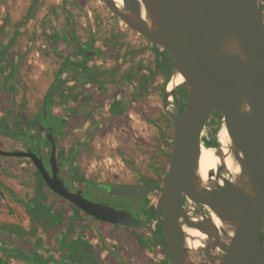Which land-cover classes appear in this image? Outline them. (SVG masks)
<instances>
[{
  "label": "water",
  "instance_id": "water-1",
  "mask_svg": "<svg viewBox=\"0 0 264 264\" xmlns=\"http://www.w3.org/2000/svg\"><path fill=\"white\" fill-rule=\"evenodd\" d=\"M101 1L133 32L164 48L174 64L172 78L176 74L184 78L171 90L169 79L162 97L164 113L173 123V143L155 204L154 220L161 236L152 223L132 211L71 190L60 176L57 143L49 127L47 158L30 147L0 148V155L29 159L52 192L91 218L148 230L171 264H264V11L260 0ZM181 84L187 90L182 109L177 101L176 108L172 104ZM47 104L45 100L44 114ZM215 115L228 132L229 151L239 166L236 173L227 168L218 133L220 145H205L204 133ZM203 146L214 148L220 158L207 181L200 175ZM105 187L110 196L142 199L156 185ZM184 225L206 236L201 247L194 250L188 245Z\"/></svg>",
  "mask_w": 264,
  "mask_h": 264
},
{
  "label": "rangeland",
  "instance_id": "rangeland-1",
  "mask_svg": "<svg viewBox=\"0 0 264 264\" xmlns=\"http://www.w3.org/2000/svg\"><path fill=\"white\" fill-rule=\"evenodd\" d=\"M34 1L0 0V53H4L6 61L9 62L6 72L0 65V81H3L2 76H4L6 85L13 89L8 92L7 99L2 97L0 100V124L2 121H6L7 124L31 121L38 117L45 90L48 89L61 62V54L66 56L72 52L75 37L82 41H89L91 38L105 40L117 33V29L123 27L126 32L132 33L130 40L141 50L139 54H136L139 56L136 61L130 63L132 67L140 63L152 71L155 70L157 57L154 45L129 29L109 11L101 0H38L35 15L29 16L28 11ZM260 2L264 9V0ZM108 50L111 58L115 55L118 57L125 55L124 52L121 54L117 46L111 45ZM101 58L98 59L103 60L104 64L108 62L109 58ZM11 66L15 67L14 73L9 71L8 67ZM113 75L116 78L119 76L118 73ZM173 75L174 66L169 79ZM120 88L128 95L130 89L128 82ZM185 88V84L176 88L172 98L174 108L177 106L175 101L180 109L184 107L187 97H182L181 91ZM162 89L163 82H158L155 90L137 103L139 112L133 113L131 117L126 113L106 123L107 118L103 121L104 127L100 125L99 129V126L94 128L93 125L92 133L88 135L89 142L74 155L69 152L78 139L72 134H66L63 130L64 133L59 134L58 139L62 175L68 178L67 174L71 171L68 165L70 160L74 163L73 167L78 177H83L82 182H88L89 186H95V183L134 184L146 180L158 181L162 185L172 149V142L169 141L170 126L162 107L164 93ZM75 91L72 93L73 98ZM84 99L80 97L78 103L74 104L79 112H82ZM94 100L86 102L91 105ZM221 127V117L215 115L205 130L204 140L217 138ZM93 130L97 132L94 133ZM8 131L12 132V130ZM43 134L44 131L33 135V142L28 144L32 147L37 145L35 149H39L40 139L45 141ZM25 147L23 142L0 132V148L25 150ZM45 147L47 151L50 149L48 143ZM167 155H169L168 158ZM26 159L0 155V226L8 227L6 230L0 229V240H5L7 243L9 241L22 243L23 238L20 241L17 237L11 236L10 232L13 229L17 232L29 233L34 237V244L39 245L41 237L53 239L51 237L53 231L46 232L45 237L42 232L43 229L46 231L47 228L54 229L55 224L53 218L44 210L40 216L41 222L34 219L33 214L35 210L37 211L42 192L37 188L35 169L27 166L30 162ZM66 178L64 180L67 183ZM70 181L68 182L71 183ZM68 186L73 189L70 185ZM96 187L97 191H102L100 185ZM84 195L118 208L132 210L130 207L137 206L139 214L136 211L134 213L133 210L132 212L138 216H141L143 209L140 207H143L145 203L143 198L131 199L108 194L105 198L97 197L103 196L102 192L92 196L84 191ZM152 195V200H156L158 193L155 192ZM137 231L139 233L141 231L144 237L149 238L148 234L141 229ZM22 246L24 254L36 251L27 240L24 244L22 243ZM95 260H98V257ZM4 263L32 264L27 259L15 257L0 249V264Z\"/></svg>",
  "mask_w": 264,
  "mask_h": 264
},
{
  "label": "trees",
  "instance_id": "trees-1",
  "mask_svg": "<svg viewBox=\"0 0 264 264\" xmlns=\"http://www.w3.org/2000/svg\"><path fill=\"white\" fill-rule=\"evenodd\" d=\"M37 3L38 0H35L31 5L28 11L29 16L35 15V8L37 7ZM262 11H264L263 7ZM109 46L110 45L107 41L102 42L94 38H91L89 41H82L75 37V45L73 51L67 56H63L61 54V59L63 60L61 63V67L56 75V79H59L63 72H75L76 75H79V80L83 81L84 83V86L79 91V94L76 95L75 98H73V90L69 88H62L59 89L60 92L58 93L57 98L54 99L52 91L49 90L46 96V100L48 101L46 114L42 112L41 108L38 117L31 119V121H22L12 124H7L6 121H2V123L0 124V132L2 134L10 135L14 139L23 142L26 145V149L30 147L44 158L48 157V151L45 147L46 141H48L46 135L47 127L51 129L57 145L59 134H62L64 132L66 134H72L78 139L76 145L71 148L69 152V154L74 155L77 150H79L89 142L88 135L92 133L91 129L93 125L95 126L94 128H96V126H99V129L102 125V127H104L103 121H105L107 118L109 121L106 120V123L112 121L119 115L128 113L130 108L137 107V103L155 89L158 82H163L162 90H165L174 64L171 56L164 48L154 45V51L157 57V65L154 71L144 67L142 64H138L133 68H129V70H127L123 78H125L126 81L132 84V86L134 87V93L132 94V99L130 100L131 102H128L127 98H125V95H123V91L120 90L121 88L116 87L117 81H114L113 79L106 80V78L110 76V74H107V72H111L112 74H114L116 73V69H103L102 63H96V60L100 57H102L101 59L110 57L111 53H109L108 50ZM101 61L104 62L103 60ZM0 65L6 72V68L7 65H9V62L6 61L4 53H0ZM8 68L11 73H14L15 67L11 66ZM101 76H104V78H100ZM2 77L3 81H0V100L2 97L7 99L9 96V91L6 89L4 76ZM135 77L138 81H134ZM113 86H115V88H113ZM80 97L85 98L83 100L82 108L80 107L82 112L76 110L73 104L75 103L74 101L78 100ZM91 100H94V103H91L90 105L88 102H90ZM165 117L169 122V126H171L173 130V123L166 115ZM8 130H12V132L9 133ZM96 130H93V132H97ZM172 130L171 138L173 139ZM43 131L45 141H42V139H40V142L38 143L39 149H35L37 145H33L34 147H32V145L30 146L28 142H33V135H36L37 133ZM205 145H220V143L216 137H213L210 140H205ZM166 157L168 158L169 155H167ZM29 162L31 163V167L35 169L32 162L30 160ZM68 164L71 170L69 171L68 175L69 177H71V180H75L74 177L75 175H77V171L73 167L74 163L73 161L69 160ZM35 173L39 181V191L43 192L44 190H49L36 169ZM82 180H84L83 177H78L79 182ZM44 199L46 198L42 196L40 202L38 203V208L40 207L41 209L36 208L37 211L35 210V214L33 215L35 216L34 219H36V221L41 222L42 218L40 216H42L44 210L45 212H47L46 214L50 215L53 218L55 228H47V231L43 229L42 232V235L45 237L47 234L46 232L53 231V236H51L53 237V239L48 240L46 239V237H41L40 244L36 245L33 241L34 237H32L29 233H23V231L17 232L16 230L12 229V231L10 232L12 234L11 236H15L19 240L23 238V244L26 240L29 241L30 245H32L36 251L31 250L32 253L24 254V247L22 246V243H13L10 241L9 243H7L5 240H0V249L3 252H7L8 254L15 257L27 259L32 264H74L75 260L72 257L70 245L67 238L69 232L71 230H74L73 223L76 222V215L80 211V209L70 202H67L63 198L60 199H62L63 202H67V207H65V205H62L61 208H59L58 205L55 204V202L51 200L49 201L48 199L46 200H48L50 203L45 205V203H43ZM66 225L68 226L67 230H62V228L64 226L66 227ZM7 228L8 227L6 226H0V229L2 230H6ZM145 232H147L149 236L151 235L148 231ZM150 237L152 238V241L155 242L156 247H158L163 252L166 261H168V264H171L170 260L161 249L157 241L152 236ZM138 239L142 243H147L143 235L139 236Z\"/></svg>",
  "mask_w": 264,
  "mask_h": 264
},
{
  "label": "crops",
  "instance_id": "crops-1",
  "mask_svg": "<svg viewBox=\"0 0 264 264\" xmlns=\"http://www.w3.org/2000/svg\"><path fill=\"white\" fill-rule=\"evenodd\" d=\"M116 32L117 33L112 34V36L108 37L107 39H100L99 41H107L110 46H117L118 50H121V54L124 52L125 55H120V57L115 55L113 58L108 57L109 59L106 64H104L100 59H97L96 63H102V65L104 64L102 67L103 69H116L115 72L119 74L118 78H116V76H114L111 72H107V74H110V76H108L106 80L113 79L114 81H117L116 87L120 88V86L124 87V83H127L123 76H125V73L127 70H129V68H133L135 66L134 65L132 67L131 64L134 63L136 58L139 57L136 54H139L141 50L134 45L132 40H130V34L132 33L126 32L123 27L117 29ZM67 55L68 54H66V56ZM62 60L63 59H61L52 81L49 83L48 89L45 90L43 104L46 100L49 90L52 91L54 99L57 98L58 93L60 92L59 89L69 88L73 91L76 90L74 95L75 98V96L79 94V91L84 86L83 81L79 80L78 78L79 75H76L73 71L63 72L59 79H56V75L61 67ZM134 81H138L136 77L134 78ZM128 85L130 88L128 95H126L124 91L123 95H125V98H127L128 102H131L130 100L132 99V94L134 93V87L130 83H128ZM6 88L9 92L13 90L8 85H6ZM113 88H115V86H113ZM74 102L75 103L73 104H76L78 103V100ZM137 112H139L138 106L132 107L129 109L128 115L131 117L133 113ZM169 128L171 131V126ZM169 141L170 143H173L172 138L169 139ZM30 164L31 163H27V166L31 167ZM37 188L39 189L38 179ZM42 196L49 201L51 200L55 202L59 208H61L62 205L67 207L68 201L66 204H63L62 199H60L61 197L56 195L50 189L44 190L42 192ZM46 199L43 200L45 205L50 203ZM76 218V222L73 223L74 230L69 232L67 240L69 242L70 249L72 250L71 253H74L75 261H77L79 264H168L163 252L158 247H156L151 239L144 237L145 241L147 242L146 244L139 241L138 237L142 236L141 231L139 233L137 229L97 221L81 210L77 213ZM67 228L68 226L66 225V227L64 226L62 228V230H67ZM99 256H101V260H99L100 263L95 260L96 257Z\"/></svg>",
  "mask_w": 264,
  "mask_h": 264
},
{
  "label": "bare ground",
  "instance_id": "bare-ground-1",
  "mask_svg": "<svg viewBox=\"0 0 264 264\" xmlns=\"http://www.w3.org/2000/svg\"><path fill=\"white\" fill-rule=\"evenodd\" d=\"M184 81V78L181 74H176L168 84V89L171 90L177 84H180ZM218 139L221 143L222 151L225 155V163L229 171L236 173L239 171V166L232 158L229 151V135L224 126H222L218 132ZM220 162V158L216 155L215 149L209 146H203L200 159V175L204 181H207L208 174L210 171H215ZM211 217L221 226L220 220L216 217L214 213H211ZM184 231L187 237V243L192 249H197L203 245L202 241L205 239V235L198 231L197 229L183 226Z\"/></svg>",
  "mask_w": 264,
  "mask_h": 264
},
{
  "label": "flooded vegetation",
  "instance_id": "flooded-vegetation-1",
  "mask_svg": "<svg viewBox=\"0 0 264 264\" xmlns=\"http://www.w3.org/2000/svg\"><path fill=\"white\" fill-rule=\"evenodd\" d=\"M181 95H182V97H187V91H186V88L184 89V90H182L181 91ZM187 99V98H186ZM46 143H48V141H46ZM50 143H48V145H49ZM49 148L51 149V146L49 145ZM50 149L48 150V152H47V154H48V156H49V153H50ZM78 151V150H77ZM76 151V152H77ZM75 152V153H76ZM57 155H58V163L60 162L59 161V153H58V145H57ZM170 159V158H169ZM69 165V164H68ZM168 165H169V162H168ZM47 167H48V164H47ZM59 170H60V176L64 179V178H66V177H64V175H62V168H61V165H60V163H59ZM167 170H168V168H167ZM167 170H166V173H167ZM68 175V174H67ZM68 178H66L68 181H70L71 180V177H69V175L67 176ZM165 177H166V174H165ZM74 179L75 180H72V184L71 183H69L68 181H67V184L68 185H70V187H72L73 189H71V190H73V191H76V190H81L82 191V193L84 194V191H86V192H88L89 194H91L92 196H97V195H99V194H101V192H102V194H103V196H97V197H101V198H105V196H107V190H106V187L105 186H107V185H109V184H102V183H95V186H89L88 185V182H82V181H78V176H75L74 177ZM65 181V180H64ZM164 182H165V179H164V181H163V183H162V185H160V183L158 182V181H151V180H146V181H141V182H139V183H134V184H143V183H151V184H154V185H156V188L154 189V190H152V191H150L149 192V195H148V197L147 198H143V201L145 202L144 203V206L143 207H140V209H143L142 211H141V216H139V217H141L143 220H144V222H146V223H152L153 224V227H154V230H155V232H156V234H159L160 236H161V228H160V226H159V224H158V222L157 221H155L154 220V215H155V204H156V201H157V198H158V196H159V194H160V192H161V189H162V186H163V184H164ZM110 184H112V183H110ZM127 184H131V183H127ZM98 185H100V187L102 188V191H97L96 190V186H98ZM69 187V186H68ZM89 188V190H87ZM94 189V190H93ZM99 190V189H98ZM155 192H157L158 193V196H157V198H156V200H152V194L153 193H155ZM88 198V197H87ZM90 199V198H89ZM92 200V199H91ZM155 202V203H154ZM182 202L184 203L185 202V200H184V198L182 199ZM130 208H132V210H133V212L134 211H136L137 213H138V207L136 206V207H134L133 208V206L132 207H130ZM131 210V209H130ZM131 210V211H132ZM135 213V212H134ZM139 214V213H138ZM138 216V215H137ZM142 231H148V230H146V229H141ZM149 232V231H148ZM147 233V232H146ZM149 234H151L150 232H149ZM149 236V235H148ZM150 236H152V235H150ZM149 236V239H151L152 240V238ZM153 237V236H152ZM153 243L155 244V242L153 241ZM72 251V250H71ZM72 257L74 258V260H75V257H74V253H72ZM99 260H101V256H99L98 257V260H97V262L98 263H100V261ZM74 264H79L77 261H74Z\"/></svg>",
  "mask_w": 264,
  "mask_h": 264
}]
</instances>
